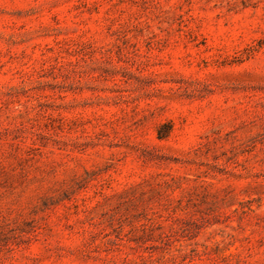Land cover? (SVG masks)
<instances>
[{"label": "rangeland", "instance_id": "obj_1", "mask_svg": "<svg viewBox=\"0 0 264 264\" xmlns=\"http://www.w3.org/2000/svg\"><path fill=\"white\" fill-rule=\"evenodd\" d=\"M0 264H264V0H0Z\"/></svg>", "mask_w": 264, "mask_h": 264}]
</instances>
